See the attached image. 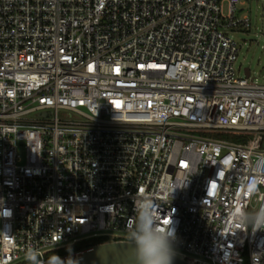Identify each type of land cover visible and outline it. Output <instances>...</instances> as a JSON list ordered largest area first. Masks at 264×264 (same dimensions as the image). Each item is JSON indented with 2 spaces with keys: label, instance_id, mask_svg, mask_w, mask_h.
<instances>
[{
  "label": "built area",
  "instance_id": "1",
  "mask_svg": "<svg viewBox=\"0 0 264 264\" xmlns=\"http://www.w3.org/2000/svg\"><path fill=\"white\" fill-rule=\"evenodd\" d=\"M245 1L0 0V264L127 237L141 198L195 264H264L241 220L264 209V85L229 33Z\"/></svg>",
  "mask_w": 264,
  "mask_h": 264
},
{
  "label": "clouds",
  "instance_id": "2",
  "mask_svg": "<svg viewBox=\"0 0 264 264\" xmlns=\"http://www.w3.org/2000/svg\"><path fill=\"white\" fill-rule=\"evenodd\" d=\"M158 211L156 204L147 198H141L139 204L134 203V215L130 217L132 227L126 225L127 238L130 241V255L133 264H173L177 255L175 242L177 236L171 221L162 226L153 213ZM242 222H250L256 229L264 227V209L255 214H241ZM28 264H45L41 261L37 251L29 248L25 253ZM46 264H78L69 258L63 260L53 254Z\"/></svg>",
  "mask_w": 264,
  "mask_h": 264
},
{
  "label": "rangeland",
  "instance_id": "3",
  "mask_svg": "<svg viewBox=\"0 0 264 264\" xmlns=\"http://www.w3.org/2000/svg\"><path fill=\"white\" fill-rule=\"evenodd\" d=\"M228 8L225 7V12ZM247 16L251 27L245 28L240 25L229 31L233 39L239 44L240 51L236 68L240 76L245 74V69L250 68L257 83L264 85V0H246L237 6L236 18L242 19ZM191 133L208 135L229 141H242L235 133L201 132L189 130Z\"/></svg>",
  "mask_w": 264,
  "mask_h": 264
},
{
  "label": "water",
  "instance_id": "4",
  "mask_svg": "<svg viewBox=\"0 0 264 264\" xmlns=\"http://www.w3.org/2000/svg\"><path fill=\"white\" fill-rule=\"evenodd\" d=\"M245 71L249 76L250 68H246ZM129 243L127 237L110 235L103 242L96 244L93 250L71 259L77 261L78 264H133ZM173 264L195 263L185 255L177 253Z\"/></svg>",
  "mask_w": 264,
  "mask_h": 264
},
{
  "label": "trees",
  "instance_id": "5",
  "mask_svg": "<svg viewBox=\"0 0 264 264\" xmlns=\"http://www.w3.org/2000/svg\"><path fill=\"white\" fill-rule=\"evenodd\" d=\"M104 240H105V238H94V239L85 241V242H83L82 244H80L78 246L68 248V249L62 251L61 253H59V255L72 253V252H75L77 250L80 251L82 249H86V248H89L91 246H95L96 244L101 243Z\"/></svg>",
  "mask_w": 264,
  "mask_h": 264
},
{
  "label": "snow or ice",
  "instance_id": "6",
  "mask_svg": "<svg viewBox=\"0 0 264 264\" xmlns=\"http://www.w3.org/2000/svg\"><path fill=\"white\" fill-rule=\"evenodd\" d=\"M164 223L167 224V223H169V221L165 220Z\"/></svg>",
  "mask_w": 264,
  "mask_h": 264
}]
</instances>
